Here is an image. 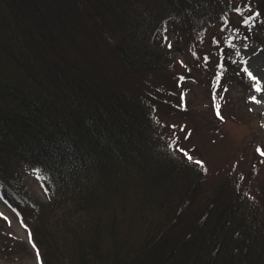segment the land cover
<instances>
[{
    "label": "trees",
    "instance_id": "obj_1",
    "mask_svg": "<svg viewBox=\"0 0 264 264\" xmlns=\"http://www.w3.org/2000/svg\"><path fill=\"white\" fill-rule=\"evenodd\" d=\"M246 2L0 0V188L21 168L51 183L59 217L16 200L43 264H264V180L209 181L153 111L183 107L165 35L197 39ZM227 41L217 81L237 73Z\"/></svg>",
    "mask_w": 264,
    "mask_h": 264
},
{
    "label": "rangeland",
    "instance_id": "obj_2",
    "mask_svg": "<svg viewBox=\"0 0 264 264\" xmlns=\"http://www.w3.org/2000/svg\"><path fill=\"white\" fill-rule=\"evenodd\" d=\"M246 3H250L251 8L243 6L237 11L238 6L230 7L224 22L221 18L213 19L197 39L181 34L179 41H175L171 33L167 35V41L164 39L163 42L169 43L171 46H165L173 51L171 58L175 60L171 67L181 82H177L175 95L180 93L179 102L183 107L174 106L168 110L166 106H156L153 111L161 131L170 141H176L180 148L187 150V155L184 153L187 158L191 155L203 161V164H198L196 159H192L193 165L209 181L217 182L226 174L244 171V175L251 173L249 183L253 191L264 180V156L257 151V146L264 149V91L256 92L252 86L254 81L243 66L248 65L264 89V22L256 19L245 25L241 20L247 19L251 11L259 10V4L264 6V0H247ZM260 17L264 18V14ZM237 36L240 39H235ZM229 37H233L230 67H234L237 73L229 82L217 81L214 73L220 60L214 49L219 40H228ZM241 42L248 47H242ZM237 51L240 55L236 54ZM156 75L151 73L149 77L157 79ZM160 76L165 78V74ZM251 95H256L259 102L249 99ZM238 108L244 110L247 120H237L232 116L233 110ZM20 174L19 183L9 182L0 188V211L5 214L0 216V264H43L29 238V233L32 237L33 214L29 209L25 211V205L16 200L21 196L23 201H30L37 209V205H41L42 218L52 220L54 216L59 217L54 213L57 209L52 202V185L46 182L38 169L21 168ZM51 236L59 246L60 242L53 234Z\"/></svg>",
    "mask_w": 264,
    "mask_h": 264
},
{
    "label": "snow or ice",
    "instance_id": "obj_3",
    "mask_svg": "<svg viewBox=\"0 0 264 264\" xmlns=\"http://www.w3.org/2000/svg\"><path fill=\"white\" fill-rule=\"evenodd\" d=\"M244 6L247 7V8H251V4H250V3H248V4L244 5ZM239 10H240L239 7H237V11H239ZM260 15H261V13H260L258 10L251 11V13H250L249 16L247 17V19H242V20H241V23H243V24L246 25V24H248L249 21H252V18H253V17H258V16H260ZM222 19H225V20H226V18H224V17H222ZM253 22H254V21H253ZM220 26L223 27L224 25L221 24ZM233 31L238 32L239 29H233ZM164 39L167 41V36H165ZM213 39L215 40L214 37H213ZM235 39H240V37L237 36V37H235ZM246 39H247V37L245 36V37H244V40H246ZM232 40H233V37H229L227 42H228L229 44H231ZM169 46H171V45L169 44ZM241 46L244 47V48H247V47H248V45H247L246 43H243V42H241ZM236 54H237V55H240V52L237 51ZM243 67H244V71L247 72V74H248V76L250 77V79H251L252 81H254V83H253L252 86H253V88L256 90V92H257V93H260V92L264 91V89H262V88L260 87L261 80L258 78V76H256V75L253 74V72L250 70V68L248 67V65L245 64ZM249 99H251V100H253V101H257V102H259V98H258L256 95H251V96H249ZM217 107H218V106H217ZM217 115L219 116L220 113L217 112ZM221 118H222V117H221ZM181 127H183V126H181ZM180 151H181V152H185V149L180 148ZM257 151L260 152L261 155H264V149H261L259 146H257ZM186 155H187V153H186ZM188 158H189V159H196V162H197L198 164H203V161H202V160H199L198 158H194V157H192L191 155H189ZM4 215H5V214H4L2 211H0V216H4ZM5 219H7V216H5ZM20 223L23 224V221H21ZM23 226H24L25 228L27 227V225H23ZM29 238H31V233H29Z\"/></svg>",
    "mask_w": 264,
    "mask_h": 264
}]
</instances>
